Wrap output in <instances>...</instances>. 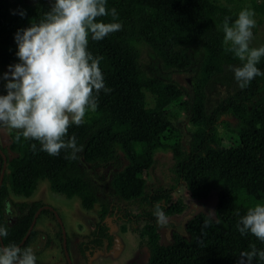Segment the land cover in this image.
<instances>
[{"label":"trees","instance_id":"trees-1","mask_svg":"<svg viewBox=\"0 0 264 264\" xmlns=\"http://www.w3.org/2000/svg\"><path fill=\"white\" fill-rule=\"evenodd\" d=\"M222 1H245L255 15L264 17V0ZM53 2L0 0V69L19 61L16 33L38 23ZM107 7L116 9L122 29L101 41L89 37L88 51L103 57L100 68L111 91L99 93L98 107L86 114L83 125L69 128L65 139L75 136L81 148L75 159L66 158L70 150L50 156L37 141L21 137L17 142L16 132L0 145L5 157L0 227L8 231L0 237L2 245H18L43 205L39 201L11 203L9 196L27 199L37 182L44 180L52 193L77 198L81 209L98 207L99 223L87 242L100 251L113 240L102 221L118 214L143 221L138 236L147 248L145 264H238L240 253L251 251L252 245L264 251V242L250 233L241 236L237 230L249 209L264 204V75L244 89L238 86L233 69L241 62L225 51L221 28L225 17L231 23L239 11L215 0H107ZM101 19L113 22L111 16ZM140 46L148 48L164 70L188 71L195 62L190 92L148 77L138 61ZM257 67L264 73V57ZM179 111L188 115L191 128L186 144L172 122ZM227 117L238 124L233 146H223L216 137L217 123ZM161 149L169 153L166 184L156 180L147 186L120 178L124 169L138 164L144 170L153 169L154 153ZM1 164L0 156V168ZM104 165L109 166L108 173L99 183L89 171ZM180 185L192 200L213 193L214 217L196 213L184 224L186 236L172 234L171 243L162 245L154 212L159 206L169 218L185 211L186 204L173 196ZM8 202L19 214L10 224L2 215ZM33 234L31 230L22 250ZM78 248L80 255L87 249ZM252 264L264 261L257 255Z\"/></svg>","mask_w":264,"mask_h":264},{"label":"clouds","instance_id":"clouds-1","mask_svg":"<svg viewBox=\"0 0 264 264\" xmlns=\"http://www.w3.org/2000/svg\"><path fill=\"white\" fill-rule=\"evenodd\" d=\"M108 16L113 22H103L101 18ZM254 17V10L244 8L233 22L225 17L221 25L225 51L241 62L233 69L241 89L264 75L257 67L264 57V46L250 47ZM117 20V11L108 9L107 0H54L38 23L19 30L15 42L20 63L10 65L3 76L8 82L7 94L0 95V126L15 130L17 142L21 137L37 141L40 150L50 156L70 150L66 158L75 159L81 148L75 136L65 139L69 128L83 125L86 114L96 111L99 93L111 91L100 68L103 57L88 51L89 37L101 41L120 31L122 24ZM154 215L161 226L166 223L167 216L159 206ZM237 230L241 236L250 233L264 242V204L249 209ZM7 235V228L0 227V237ZM257 255L264 261V251L252 245L251 251L240 253L238 264H252ZM0 264H36V256L31 248L0 246Z\"/></svg>","mask_w":264,"mask_h":264},{"label":"rangeland","instance_id":"rangeland-1","mask_svg":"<svg viewBox=\"0 0 264 264\" xmlns=\"http://www.w3.org/2000/svg\"><path fill=\"white\" fill-rule=\"evenodd\" d=\"M215 1L218 4L225 5L235 11H241L242 9L247 8V3L245 1L233 2L232 4H226L222 0ZM254 19L256 20V27L252 30L253 39L250 42V47L258 48L264 46V17H258L255 15ZM138 56L140 67L148 77H155L167 82H172L182 88L184 92H190L191 77L196 69L195 62L190 70L178 72L164 70L158 59H156L150 50L144 46L138 48ZM198 60L199 55L196 57V61ZM17 63H20V61H14L7 67L0 69V95L7 94L5 85L8 81L3 79L4 74L9 72L10 65H15ZM172 122L174 128L180 132L182 141L186 144L191 133V128L188 123V115L185 112L179 111L177 114H174ZM237 127V122L230 117L223 118L217 123L216 137L223 146H233L236 144ZM11 132L16 131L0 126V145L4 143L5 138ZM168 157V151L163 149L157 150L154 153L155 165L153 169L144 170L142 166L138 164L134 169H124L120 174V178L122 180L145 184L147 186H151L156 180L166 184L169 175L164 166L168 164ZM122 162V165H124V161ZM108 169V165L99 166L93 169L92 172L89 171V173L96 181L102 183V178L108 173ZM173 196L175 198H180L186 204V210L180 216L167 218V221L163 226L156 222L159 240L162 245H167L171 242L172 234L186 236L184 223L194 214L202 212L210 217H214L216 197L213 193L204 199L192 200L186 196L184 186L180 185L174 191ZM21 201H39L45 207L52 208L53 211L56 212L66 231H68V227L70 226V235L87 233V231L93 227V223L97 220V206L91 211H85L80 208L77 198L73 197L71 199H66L62 195L52 193L48 188L47 182L44 180L37 182L35 190L27 199L12 195L9 196V202L11 203ZM9 202L6 204L4 210V217L7 222H10V220L17 215ZM49 222L50 221L45 218L36 217L33 229L35 228L38 236L35 237L34 245L39 246L41 242L46 239V234H48L47 230L49 231ZM108 222L110 232L115 238L114 245L104 255H94L90 259V264H145L148 257L147 249L145 248L144 240L140 239L138 236V232L144 224L143 221H132L130 223L109 219ZM52 223L55 225L54 222ZM68 223L70 225H68ZM120 227H123V229L121 230ZM55 253L57 257L53 255L52 251H49L47 257L53 256L57 260L59 257L56 250ZM45 259L46 253L39 259V261ZM59 262L61 263L62 261L60 260Z\"/></svg>","mask_w":264,"mask_h":264},{"label":"flooded vegetation","instance_id":"flooded-vegetation-1","mask_svg":"<svg viewBox=\"0 0 264 264\" xmlns=\"http://www.w3.org/2000/svg\"><path fill=\"white\" fill-rule=\"evenodd\" d=\"M4 210H5V207L2 210V212H3L2 215H3V218L5 220ZM41 210H47V212L46 213H41L40 212ZM14 212L17 213L16 216L19 215L17 210L14 209ZM184 212L185 211H183V213ZM35 214H36V217L38 216V218H45V219H47V220L50 221L48 223L49 231L47 230L48 234H46L47 235L46 236V239L44 238L45 240L43 242H41V244L39 246L34 245V243H35V237L38 236L37 233H36V231H35V228L33 229L34 223H33L32 227L30 229V231L33 230V233L34 234H33L32 240L28 244L27 248H31L33 250V253L36 256V264H90V261H91L90 259L94 255H104L114 245L115 238H114V236L110 232V226H109V222H108L109 219L110 220H116V221L119 220V221H123V222H130V223L132 221H134L132 217H129V220H127V219L121 218V216L119 214H118L117 217H114V216L105 217L103 219L102 223H104L106 225L107 230H108L107 233L112 237L113 240H112V243L108 247H103V251H100L98 248H94L91 243L87 242V239H88L90 233L96 231L97 223H99L98 207H97V220L93 223V227L90 230H88L87 233H85V234H79V235H77V234L70 235V230H71L70 226L68 227L69 228L68 231H66L64 229V226L61 223L60 219L58 218L56 212H54L53 209L50 208V207H45L44 205H42L41 207H39L36 210V212L33 214V216ZM180 215H178V216H180ZM15 217L12 218L10 220V222H7L5 220L6 223H8V224L13 223ZM36 217H35V220H36ZM169 218H171V217H169ZM32 219H33V217H32ZM31 222H32V220H31ZM31 222H30V225H31ZM52 222H54L55 225H53ZM68 225H70V224L68 223ZM29 233H28V235H29ZM28 235L26 236V238L28 237ZM26 238H25V240H26ZM24 241L23 242L20 241V243L17 246L20 247L24 243ZM1 244H2V242H1ZM84 246H86L87 249L83 250V253L80 255V252H79V248L78 247L83 248ZM37 247H40V248H37ZM145 248H146V246H145ZM55 250L57 251V254H58V257H59L57 260L53 256L47 257V254L49 253V251H52L53 252V255L55 257H57L56 256V253H55ZM45 253H46V259L43 260V261H39V259ZM147 254H148V252H147ZM60 260L62 261L61 263L59 262Z\"/></svg>","mask_w":264,"mask_h":264},{"label":"water","instance_id":"water-1","mask_svg":"<svg viewBox=\"0 0 264 264\" xmlns=\"http://www.w3.org/2000/svg\"><path fill=\"white\" fill-rule=\"evenodd\" d=\"M0 156H1V158H2V165H1V169H0V185H1L2 177H3V172H4V168H5V157H4V155L1 153V151H0ZM37 212H38V211H37ZM35 217H36V214L33 216V219H32V222H31V225L29 226V228H28V230H27L25 236H24L23 239L21 240V242H23V241L25 240L26 236H27L28 233L30 232V229H31V227H32V225H33V223H34V221H35ZM0 246H2V244H1V240H0Z\"/></svg>","mask_w":264,"mask_h":264}]
</instances>
